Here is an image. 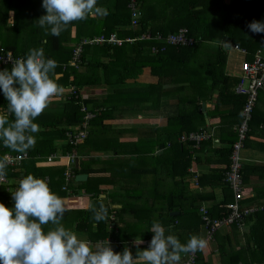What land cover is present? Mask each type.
<instances>
[{"label": "trees", "instance_id": "trees-1", "mask_svg": "<svg viewBox=\"0 0 264 264\" xmlns=\"http://www.w3.org/2000/svg\"><path fill=\"white\" fill-rule=\"evenodd\" d=\"M6 2L8 4L4 6ZM30 2L32 0H3V8L0 7V45L14 55L23 57L30 49L43 48L46 57L58 62L55 74L58 83L64 86V92L60 102L47 107L36 118L40 131L33 134L35 144L25 151L28 157L17 166L8 165L3 175L6 180L0 181V202L13 206L11 191H15L22 178L33 174L45 179L52 191L68 199L67 211L61 221L65 227L92 243L108 239L115 251L129 247L133 255L137 251L133 243L136 238L144 241L139 246L141 249L148 246L153 233L147 228L154 220L161 221L165 227L171 225L172 234L183 243L195 235L193 231L200 224L208 234L214 221L231 214L232 210L227 205L238 203L239 217L230 224H223L229 226L230 231L223 233L215 230L206 246L212 248L211 254L216 257L217 264H260L264 260V244L256 222L262 218V211L257 206H243L245 193L242 199L236 200L233 186L226 180L232 162L233 144L240 140L238 128L242 115L228 138L225 137L229 144L217 151L224 157L221 161L223 169L215 168L213 174L216 175L211 178L222 184L225 193L230 191V197L208 208L202 202L212 198L213 194L191 191L186 179L194 177L196 187H205L206 174L192 173L190 168L193 155L200 146L211 147L213 137L201 142L198 148L197 142L189 138L191 133H207L208 125L202 104L189 94H181L194 88L195 96L206 101L211 100L213 92L217 91L215 110L219 109L226 96L241 99L244 108L245 97L234 92L240 78L238 74L235 77L225 75V62L228 51L236 48L246 51L245 59L252 60L256 53L264 56V33H252L248 29L251 21L264 20V0H139L141 15L135 24L131 23L130 10L127 9V16L118 15L108 7L106 17L119 19V23H116L118 26L110 27L104 22L87 37L116 33L126 40L145 32H150L152 36L159 33L166 36L186 27L193 43L187 46L167 45L158 54L150 52L152 44H161L156 40L85 44L78 67L69 62L74 45L80 39L78 36H65L69 35L68 28L74 22L59 37L51 36L38 24V18L46 14V10L40 8L42 0L39 2L40 13L36 14L34 22L23 19V7ZM34 9L32 5L28 15ZM8 11L13 14L12 24L7 22ZM24 26H28L25 36L22 35ZM32 33L47 34L46 41L43 42L42 37L31 38ZM73 41L76 43L71 45ZM204 42L217 44L215 49L206 47L207 52L211 51L208 55L200 50ZM192 65H195L194 69ZM147 67H150L151 74L159 77L156 83L137 81ZM179 76L186 79L181 80ZM71 86L75 88L74 93ZM93 89L103 90L102 96L90 94ZM173 94L177 95L173 106L161 102L162 98ZM81 106L92 112L94 117L88 120L86 134L77 143L65 141L68 139L66 133H74L84 122L85 112L81 111ZM168 106L174 110L168 115L164 126L115 128L108 122L116 118L117 111L130 114L158 112L160 108ZM6 108L7 101L0 93V112ZM255 116L254 107L249 127L241 139L243 147L251 127L257 122ZM128 137L133 140H121ZM57 141H61L59 145ZM8 153L18 154L0 144V156ZM71 155L78 159L77 167L76 162L68 164L67 158ZM200 156L196 155L197 161ZM144 163L146 165L141 169ZM99 164L100 167H97ZM69 167L71 176L67 180L65 171ZM247 171L242 165V187ZM78 174H87L86 180H76ZM143 176H151V186L144 185ZM85 196L88 197L87 204L82 202ZM101 204L107 208L108 215L96 222L93 209H98ZM245 208L255 209L245 213ZM202 209L210 218L208 225L202 218ZM249 223H252L250 234L257 241L256 246L239 244L237 247L232 244L233 236L239 238V229ZM49 227L54 225L45 226ZM188 256L184 255V261ZM194 261L195 264H211V258H205L203 250L195 252Z\"/></svg>", "mask_w": 264, "mask_h": 264}, {"label": "clouds", "instance_id": "clouds-1", "mask_svg": "<svg viewBox=\"0 0 264 264\" xmlns=\"http://www.w3.org/2000/svg\"><path fill=\"white\" fill-rule=\"evenodd\" d=\"M42 7L46 14L38 18V24L56 37L73 21L108 15L98 0H42ZM248 29L264 33V20L251 21ZM57 67L58 62L46 57L43 48H33L12 62L10 69H0V93L7 101L6 110L0 112V144L4 147L23 153L35 144L33 134L40 131L36 118L53 97L64 92L56 79ZM7 167L8 157L0 156V176ZM11 193L13 206L0 202V264H180L182 254L202 250L207 244L200 235L182 243L172 234L171 225L165 227L154 220L147 228L153 236L146 248L141 249L144 241L136 238L135 255L129 247L115 251L108 239L92 243L61 223L66 201L45 179L28 174ZM93 213L99 222L108 210L101 204ZM48 224L54 227L45 228Z\"/></svg>", "mask_w": 264, "mask_h": 264}, {"label": "crops", "instance_id": "crops-1", "mask_svg": "<svg viewBox=\"0 0 264 264\" xmlns=\"http://www.w3.org/2000/svg\"><path fill=\"white\" fill-rule=\"evenodd\" d=\"M40 1L41 0H33L32 5L36 9V11L34 9L33 13L27 16L26 21L32 20L34 22L36 18V14L40 13V8H43V7L39 8ZM127 3H128V0H98V6H101L107 9L108 7H111L115 10L114 12L116 14L118 15L124 14L126 16L128 14V10H130L128 8ZM7 4L8 3L6 2V5L4 6H7ZM0 7L3 8V0H0ZM139 8H140V2H139ZM10 11H8V14ZM140 15H141V11H140ZM12 18H13V14L10 12L9 19L7 18V22L12 24L13 23V21H11ZM113 19H116L117 21H114ZM73 22H72L73 25L70 28H68L69 35L65 34L66 37L69 36V38H75V37L77 38L79 34H81L80 37H82L84 36L85 29L88 30V33L90 32L89 34L94 33L98 30L97 26H102L104 22H107L110 27L118 26V24L116 25V23H119V19L115 18L114 16L112 17L110 16L109 19L106 16L105 17H95V18L90 16L88 19L78 20V21H73ZM35 34L36 33L34 34L32 33L33 36L31 38L42 37L41 40L43 42L46 41L47 34L45 35H41V34L35 35ZM84 37H87V35ZM75 43L76 42L73 41L71 42V45ZM0 47H3V46L0 45ZM245 57L247 58L245 50L236 48V49L228 51L226 62H225V75L235 77L239 72L240 61L243 60ZM194 67L195 65L191 66L192 69H194ZM144 72H145L144 74L140 75L137 78V81H139L140 83H143V84L156 83L159 80L158 76L150 73V67L145 68ZM179 78L181 80L186 79L184 76L182 77L179 76ZM191 79L193 81L197 80V78L195 79L191 78ZM163 80H164V83H166L165 79ZM102 92L103 90L93 89L90 91V94H93L94 96H102L101 94ZM188 94L191 97H193V99L198 100L202 104L203 116L206 121V125H208L207 133L209 137L211 136L213 137V140H212V146L206 147V148H200L201 147L200 143L205 140H208V138L200 141L199 145H197V148L200 146L199 151H197L193 155L194 161L192 162V165L190 168L192 173L206 174L207 181H206L205 187L199 188V185L198 187H196L195 182L193 180L194 177L193 178L188 177L186 179L187 180L186 182L188 183L189 189L193 192L194 191L206 192V193L211 192L213 194L212 198L210 197L202 202V204L208 206L209 208L212 205L225 199V197L226 198L230 197V191L227 190L225 193V191H223L224 188L222 184L216 183V181L211 180V178L216 175V174H213L214 172H216L215 168L223 169L224 164L221 163V161L224 157L221 154H219V152L217 151L223 146H226L229 144V142L225 139V137L228 138V134H230V132L233 131V127L236 125V122H238L239 118L241 117L243 105H242L241 99L226 96V99H224L220 103L219 109L215 110L214 104L216 102L217 91L213 92L211 100H206V101L195 96L196 94H195L194 88H192V91L190 90L184 91L181 95H188ZM204 97L207 98V95L206 96L204 95ZM176 98H177V95L175 94L169 95V97L162 98L161 102L163 104H170L173 106V104L176 102ZM61 99H62V95L53 97L52 102L49 104L48 107H52L58 101L60 102ZM243 101L245 102V100ZM172 106L171 107L168 106L167 108H164V109L160 108L158 112H146V113H137V114L136 113L134 114L124 113L123 116H119L118 118L111 119L108 122L114 125L115 128L117 127H120V128L146 127L148 125L156 126V127L164 126L167 122L168 115L172 112V110H174ZM255 108H256L255 117H256L257 122L251 127V131L246 140L245 147H243L241 150V161H242L243 168H246L248 170L246 172V180L244 182L245 184L244 192H245L246 199L242 202V204L243 206L260 207L262 211V215H261L262 218L256 222V227L258 230V234L261 235L260 238L262 239V243L264 244V231H262L264 230V90H261L259 92L257 102L255 104ZM117 119L119 120L118 122H116ZM121 140H133V139L131 137H128L127 139L124 138ZM60 142L61 141H57V144L59 145ZM215 150L217 153L215 152ZM196 155H202L200 156L199 161H197V159L195 158ZM145 165L146 163L142 165L141 169L143 168V166L145 167ZM97 167H100V164L97 165ZM144 176L142 178V182L144 183V185L146 184L147 186L149 185L151 186V176H148V177H144ZM65 201L67 204L68 199H65ZM82 202L84 204H87L88 197L87 196L83 197ZM252 204H254L255 206H253ZM113 206H118V205H113ZM176 213L178 212H175L172 214H176ZM251 225L252 223L246 224L244 226L242 225V228L239 229L240 231L239 238L233 236L234 243L232 242V244H235L237 247L239 246V244H241V246L246 245L249 247L256 246L257 241L253 237H251V234H250ZM218 229L222 231L223 233H227L228 231H230L231 228L229 226L222 225ZM193 232H195V235L203 236L206 239L207 243L209 242L210 239H212V238H207L205 227L201 224L199 228ZM210 249L212 248H209L207 246L204 249H202L203 255L205 258H208V259L211 258V264H217L216 257L213 256V254H211ZM183 263H184V255L182 254V260L180 261V264H183ZM240 264H244V263H240ZM260 264H264V260L260 262Z\"/></svg>", "mask_w": 264, "mask_h": 264}, {"label": "built area", "instance_id": "built-area-1", "mask_svg": "<svg viewBox=\"0 0 264 264\" xmlns=\"http://www.w3.org/2000/svg\"><path fill=\"white\" fill-rule=\"evenodd\" d=\"M128 8L131 11L132 16V24H135L138 21V17L140 16L139 11V2L138 0H128ZM136 40H156L160 42V45L152 44L150 47V52L152 54H158L165 50L167 45L172 46H187L193 43V38L188 35V29L186 27L179 28L175 32H171L166 36L162 34H156L152 36L150 32H145L138 37L127 38L126 40L121 39L117 36L116 33H111L108 37L105 34L96 35L90 38H82L77 44L74 45L72 51V57L69 62L70 65L74 67H78L81 62V53L83 50V46L85 44H121L123 41L134 42ZM23 58L20 55H14L11 51L5 50L3 47H0V69L5 68V66L11 67L12 62L15 60ZM239 81L234 87V92L238 95L245 97V104L242 110V118L241 123L238 128L240 134V140L236 141L233 144L232 154H231V165L230 170L226 174V180L230 182L234 189L235 199H242L244 197V187H242L241 177H240V168L242 167L241 161V150L243 148V143L241 139L244 137V133L249 127V123L252 117V113L257 102L258 94L261 90H264V56L256 53L252 60L243 59L240 61V68L238 72ZM71 90L74 93L75 88L71 86ZM82 93V92H81ZM81 111L85 112L84 122L81 126L77 127V130L72 132H67L66 135L68 139L65 141L71 143H77L81 137L85 136V129L87 127V122L89 119L94 117L92 112L86 111L84 106H81ZM189 138L196 141L199 145L200 141L209 138V135L205 132L202 133H191ZM8 157V165L17 166L21 163L22 160L28 157L26 152L18 153V154H5ZM4 155V156H5ZM68 164L75 163L77 158L74 155L68 156ZM71 167H69L65 171L66 179L70 178ZM6 178L4 176H0V181H5ZM232 212L231 214L221 219L220 221H214L210 225V231L207 234V238H211L212 233L217 230L223 224H230L233 220H235L241 214L238 203H230L227 205ZM255 208H245V213L253 211ZM203 216L202 218L206 220V225L210 224V218L206 214V210L202 209ZM188 258L184 261L183 264H195V252L188 254Z\"/></svg>", "mask_w": 264, "mask_h": 264}, {"label": "rangeland", "instance_id": "rangeland-1", "mask_svg": "<svg viewBox=\"0 0 264 264\" xmlns=\"http://www.w3.org/2000/svg\"><path fill=\"white\" fill-rule=\"evenodd\" d=\"M32 4H33V0H32V2H30V3H27L24 7H23V19L26 21L27 20V16H28V14H29V10H30V8H32ZM33 8H34V6H33ZM12 21V20H11ZM27 25H29V24H27ZM28 26H24L23 27V31H22V35L23 36H25L26 34H27V32H25L26 31V28H27ZM90 33V32H89ZM88 33V30L87 29H85L84 30V36H86V35H88L89 34ZM110 35V33H107V34H105V36H109ZM81 36V34H79V36H78V39H81L82 37H84V36H82V37H80ZM95 36V35H94ZM85 38H89V37H85ZM215 45H217L215 42H211V43H206V42H204L203 44H202V46H201V52L202 53H204L205 54V52H206V54L208 55V53H211V51L209 50L208 52H207V48L206 47H208V48H211V49H215ZM187 90H189V89H187ZM188 92V91H187ZM65 96V95H64ZM63 96V97H64ZM123 114L124 113H121V112H116V114H115V117L116 118H118L119 116H123ZM119 120L117 119L116 120V122H118ZM148 128H150V126L148 125L147 126ZM141 128H144V127H139V129H141ZM145 130H146V128H145ZM140 133H143L141 130H140ZM85 201V200H84ZM113 218H115V217H113Z\"/></svg>", "mask_w": 264, "mask_h": 264}, {"label": "water", "instance_id": "water-1", "mask_svg": "<svg viewBox=\"0 0 264 264\" xmlns=\"http://www.w3.org/2000/svg\"><path fill=\"white\" fill-rule=\"evenodd\" d=\"M77 165H78V160H76L75 166L77 167ZM86 178H87L86 174H78V175H76V180H85ZM173 213H175V212H173Z\"/></svg>", "mask_w": 264, "mask_h": 264}]
</instances>
